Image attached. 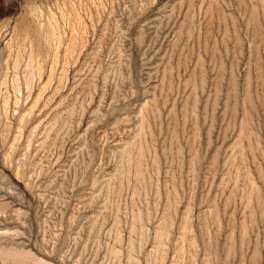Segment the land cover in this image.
Returning a JSON list of instances; mask_svg holds the SVG:
<instances>
[{"label": "rangeland", "instance_id": "rangeland-1", "mask_svg": "<svg viewBox=\"0 0 264 264\" xmlns=\"http://www.w3.org/2000/svg\"><path fill=\"white\" fill-rule=\"evenodd\" d=\"M0 204V264H264V1L0 0Z\"/></svg>", "mask_w": 264, "mask_h": 264}, {"label": "bare ground", "instance_id": "bare-ground-1", "mask_svg": "<svg viewBox=\"0 0 264 264\" xmlns=\"http://www.w3.org/2000/svg\"><path fill=\"white\" fill-rule=\"evenodd\" d=\"M263 1H264V0H263ZM261 2H262V0H261ZM253 18H254V17H253ZM39 25H40V24H39ZM55 28H56V27H55ZM52 32H53V31H52ZM56 50H57V49H56ZM18 53H19V52H18ZM31 54H32V53H31ZM31 62H32V61H31ZM30 72H31V71H30ZM30 72H29V73H30ZM39 77H40V76H39ZM1 82H2V81H1ZM5 82H6V80H5ZM6 100H7V99H6ZM34 104H35V103H34ZM238 142H239V141H238ZM122 145H123V144H122ZM11 146H12V145H11ZM129 146H130V145H129ZM129 146H128V147H129ZM129 149H130V148H129ZM129 149H128V150H129ZM141 150H142V149H141ZM124 151H126V150H124ZM124 151H123V152H124ZM127 152H128V151H127ZM127 152H126V153H127ZM139 152H140V150H139ZM128 153H129V152H128ZM136 153H137V152H136ZM120 154H121V153H120ZM140 154H143V153L140 152ZM138 155H139V154H138ZM127 156H128V155H127ZM139 156L141 157L142 155H139ZM140 157L138 158L137 162L141 160ZM138 163H141V162H138ZM138 163H137V164H138ZM139 166H140V165H139ZM136 167H137V166H136ZM120 170H121V169H120ZM139 170H141V169H139ZM121 172H122V171H121ZM139 174H140V173H139ZM136 185H137V184H136ZM0 206H1V204H0ZM1 208H2V207H1ZM137 216H138V215H137ZM163 230H164V229H163ZM117 231H118V230H117ZM161 234H162V233H161ZM160 238H161V237H160ZM14 251H15V250H14ZM5 253H6V252H5ZM9 253H10V252H9ZM12 255H13V254H12ZM22 255H23V254H22ZM19 257H20V256H19ZM10 258H11V257H10ZM21 260H22V259H21Z\"/></svg>", "mask_w": 264, "mask_h": 264}]
</instances>
